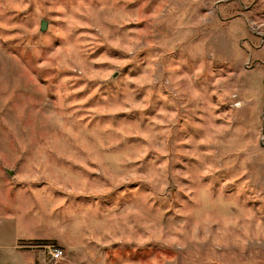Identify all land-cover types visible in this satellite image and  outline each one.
Instances as JSON below:
<instances>
[{
  "label": "rangeland",
  "instance_id": "1",
  "mask_svg": "<svg viewBox=\"0 0 264 264\" xmlns=\"http://www.w3.org/2000/svg\"><path fill=\"white\" fill-rule=\"evenodd\" d=\"M0 264H264V0H0Z\"/></svg>",
  "mask_w": 264,
  "mask_h": 264
},
{
  "label": "built area",
  "instance_id": "2",
  "mask_svg": "<svg viewBox=\"0 0 264 264\" xmlns=\"http://www.w3.org/2000/svg\"><path fill=\"white\" fill-rule=\"evenodd\" d=\"M49 252H51L50 254L52 255L51 257L52 260L59 259L60 257L63 258L64 250L61 248H54V249L52 248V250Z\"/></svg>",
  "mask_w": 264,
  "mask_h": 264
},
{
  "label": "water",
  "instance_id": "3",
  "mask_svg": "<svg viewBox=\"0 0 264 264\" xmlns=\"http://www.w3.org/2000/svg\"><path fill=\"white\" fill-rule=\"evenodd\" d=\"M47 27H48V21L42 20L41 21L40 31H42V32L46 31L47 30Z\"/></svg>",
  "mask_w": 264,
  "mask_h": 264
},
{
  "label": "trees",
  "instance_id": "4",
  "mask_svg": "<svg viewBox=\"0 0 264 264\" xmlns=\"http://www.w3.org/2000/svg\"><path fill=\"white\" fill-rule=\"evenodd\" d=\"M35 243V245H39V244H44L45 242H43V241H32V242H28V243H23V244H21V245H33Z\"/></svg>",
  "mask_w": 264,
  "mask_h": 264
}]
</instances>
